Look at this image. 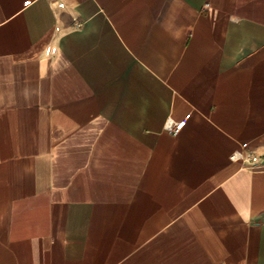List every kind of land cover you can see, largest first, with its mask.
Here are the masks:
<instances>
[{"label":"crops","instance_id":"1","mask_svg":"<svg viewBox=\"0 0 264 264\" xmlns=\"http://www.w3.org/2000/svg\"><path fill=\"white\" fill-rule=\"evenodd\" d=\"M0 264H264V0H0Z\"/></svg>","mask_w":264,"mask_h":264},{"label":"built area","instance_id":"2","mask_svg":"<svg viewBox=\"0 0 264 264\" xmlns=\"http://www.w3.org/2000/svg\"><path fill=\"white\" fill-rule=\"evenodd\" d=\"M173 132L174 133H177L179 132V128H175L173 129ZM231 159L234 160V161H238V160H242L243 162L245 163H250V162H253V160H255V155L253 154H250V155H246L244 152L242 151H236L235 153H233L231 155Z\"/></svg>","mask_w":264,"mask_h":264}]
</instances>
